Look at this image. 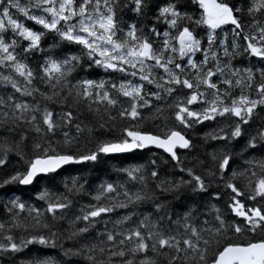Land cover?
<instances>
[{"label": "snow or ice", "instance_id": "snow-or-ice-1", "mask_svg": "<svg viewBox=\"0 0 264 264\" xmlns=\"http://www.w3.org/2000/svg\"><path fill=\"white\" fill-rule=\"evenodd\" d=\"M0 216V264H264V0H0Z\"/></svg>", "mask_w": 264, "mask_h": 264}, {"label": "trees", "instance_id": "trees-1", "mask_svg": "<svg viewBox=\"0 0 264 264\" xmlns=\"http://www.w3.org/2000/svg\"><path fill=\"white\" fill-rule=\"evenodd\" d=\"M21 2L23 3L24 0H21ZM14 15H18L16 13H14ZM21 20H23V17H19ZM26 26L28 27H33V28H39V26L34 25L33 22L31 21H25ZM51 42V38L48 37L45 40V46H47L48 43ZM73 51H76V49H72ZM81 75H83V73H81ZM89 78H94V79H100V78H104V79H108V76L103 73L100 70H95L91 73ZM115 111H113V115H115ZM89 119H91V117H89ZM95 123V122H94ZM127 122H121V121H117V127L115 129L114 132L109 133L108 135H119V131H120V127L123 126L124 124H126ZM156 124H160L162 125L161 121L158 120H148L144 123V127L147 130L150 131H159V128L155 127ZM208 127L206 126H201L199 128V134H203V132L207 131ZM152 151L157 152L158 154H162V150H158V149H152ZM151 153L148 150H144V151H136L133 153H129V154H124L122 156H118L116 157L114 160L108 161L107 165L101 163V164H96V165H92V164H86V165H75V166H70V167H66V169L64 171H61L60 175L57 177L56 180V184L57 187L59 188V190H63L62 189V185L60 184L61 181L68 179L69 183H70V178L72 176H76V177H80V183H84L85 180L88 181V184L85 185L86 188H89L90 186H94L93 182H95L96 184H98L100 182L99 179H97V177H99L100 179H111V180H117L119 179V177L111 171V166L122 161L124 166H128V165H135V164H142L145 162V159L150 155ZM166 157V154H163ZM185 166H192V164L195 163V161H192V164L189 163L188 160H185ZM51 183L44 180L43 178H38L36 183L34 184V186H27L24 189H18L17 192H22L23 195L21 196L22 199H27L29 197V195H31L32 199L29 200V203H33L35 201V192L37 189L41 188V187H51ZM131 187V185H130ZM134 190V189H133ZM82 203H87L88 202V197L84 196L81 200ZM41 202L39 201H35V204L37 206L40 205ZM213 203H216L218 207H220L221 209H224V202L223 200L221 201H213ZM78 206V205H77ZM123 211V210H120ZM3 216H0V219H3ZM116 216L113 215L112 219H115ZM208 219L211 220L212 217L211 215L208 216ZM111 226V225H109ZM71 242H65L66 246H68ZM30 251H26L23 256L18 260L17 264H26V258L31 256V257H35L37 255H41V256H51L53 259H60L59 256V249H45L42 246H30ZM68 259V258H65ZM69 264H75L74 261H70Z\"/></svg>", "mask_w": 264, "mask_h": 264}]
</instances>
